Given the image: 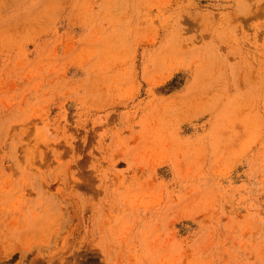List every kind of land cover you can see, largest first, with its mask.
I'll use <instances>...</instances> for the list:
<instances>
[{
  "label": "rangeland",
  "instance_id": "374dc122",
  "mask_svg": "<svg viewBox=\"0 0 264 264\" xmlns=\"http://www.w3.org/2000/svg\"><path fill=\"white\" fill-rule=\"evenodd\" d=\"M0 264H264V0H0Z\"/></svg>",
  "mask_w": 264,
  "mask_h": 264
}]
</instances>
